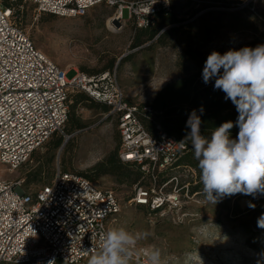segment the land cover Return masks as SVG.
Wrapping results in <instances>:
<instances>
[{
	"label": "built area",
	"instance_id": "built-area-1",
	"mask_svg": "<svg viewBox=\"0 0 264 264\" xmlns=\"http://www.w3.org/2000/svg\"><path fill=\"white\" fill-rule=\"evenodd\" d=\"M4 1L30 3L38 14L59 18L84 17L89 9L105 4L113 9L106 24L118 28L148 26L158 8H169V1L0 0V164L18 169L54 132L61 131L69 113L67 92L79 88L109 107L119 135L118 159L132 163L150 179L133 186L127 203L159 215L181 211L184 202L198 195L191 188L200 180L194 168L174 165L186 145L159 125L153 134L144 128L138 106L123 95L115 73L68 79L64 69L33 45L18 25L21 17L3 7ZM252 2L243 0L237 8L254 11ZM113 192L78 173L60 170L31 191L22 190L20 181L0 179V264L57 260L77 264L89 259L102 246L100 235L121 210Z\"/></svg>",
	"mask_w": 264,
	"mask_h": 264
},
{
	"label": "rangeland",
	"instance_id": "rangeland-1",
	"mask_svg": "<svg viewBox=\"0 0 264 264\" xmlns=\"http://www.w3.org/2000/svg\"><path fill=\"white\" fill-rule=\"evenodd\" d=\"M169 4L173 14L182 19L180 25L192 23V41L204 56L214 50L226 52L248 46L254 42L260 27L258 20H264V0H253L254 11L224 10L209 0H169ZM201 5L207 7L200 9ZM21 6V28L37 49L66 71L68 79L81 74L113 72L117 86L133 104L151 103L165 85L200 68L194 62L185 66L178 62L182 47L176 38L168 39V45L163 47L145 49L146 44L131 49L132 25L108 27L106 21L113 9L106 5L77 18L38 14L30 3ZM126 17L124 10L123 18ZM110 65H113L111 70L103 71ZM76 115L83 129L70 134L61 131L64 147L56 151L42 147L15 170L0 164V179L20 181L22 190L31 191L57 170L86 172L117 150L119 135L112 115L82 105L76 108ZM132 171V167L123 169L126 175L132 176ZM149 181L148 176L142 179V183ZM92 182L99 188L114 191L120 201L121 210L108 223V229L126 227L130 231L150 233L138 245L131 264H147L143 249L151 246L162 249L165 264H264V228L257 226L258 218L264 214V195L254 198L235 194L211 204L202 195L200 181L198 195L184 202L181 211L159 215L127 203L133 193L131 177L126 181L104 175ZM249 203L255 204V208H250ZM181 213L185 215L180 216ZM88 260L77 264H88Z\"/></svg>",
	"mask_w": 264,
	"mask_h": 264
},
{
	"label": "clouds",
	"instance_id": "clouds-1",
	"mask_svg": "<svg viewBox=\"0 0 264 264\" xmlns=\"http://www.w3.org/2000/svg\"><path fill=\"white\" fill-rule=\"evenodd\" d=\"M202 80L205 84L214 80V89L222 91L238 112L235 122H223L207 136L201 133L203 106L188 115L186 128L190 131L181 143L191 144L205 201L216 204L235 194L264 195V44L223 54L212 51L204 63ZM234 124L239 128L236 138L230 131ZM249 207L255 208V204L249 203ZM257 226L264 228V214ZM149 235L126 227L107 229L99 237L102 246L88 264H131L138 245ZM143 254L147 264H165L159 247L143 249Z\"/></svg>",
	"mask_w": 264,
	"mask_h": 264
},
{
	"label": "trees",
	"instance_id": "trees-1",
	"mask_svg": "<svg viewBox=\"0 0 264 264\" xmlns=\"http://www.w3.org/2000/svg\"><path fill=\"white\" fill-rule=\"evenodd\" d=\"M135 1L143 2L146 0ZM209 1L219 5L220 8L224 10H233L229 8H245L251 11L248 7L237 8V4H240L243 0ZM22 4L23 3H21L20 1L12 3L10 1H4L3 7L13 9V12H17L19 16L23 18V10H20L18 7ZM101 5L105 4H100L98 6ZM96 7L97 6L93 8ZM206 7L207 6L201 5L200 9H204ZM91 9H89L88 12ZM172 10L173 7H170V4L168 9L158 8L154 12L152 23H150L148 26L139 28L132 25L133 35L131 38L130 48L136 49L146 44L148 45L144 47L145 49H152L156 46L163 47L168 45V39L171 40V38H176L180 42L182 47L178 52V62L182 63L183 66H185L189 62H194L197 63V65H200L198 71L188 73L180 79L175 80L173 83L167 86L165 85V87L156 94L151 103L145 105H137L139 108L138 118L143 124L144 128L148 130L150 134H153L155 132L156 125H159L168 135L176 138L181 142L184 139L186 133L190 131V129L186 128V121L188 119V115L193 109L198 110L201 106H203L204 108V112L201 115V133L205 136L210 135L211 131L214 128L219 127L223 122H235L238 117V112L230 100H225V94L222 91L214 89V80L209 82L208 84H205L203 82L202 70L207 56H204L198 51L197 48H195V43L192 41V23L180 25L182 19H179L175 14H173ZM42 14L55 16L49 13ZM19 21L18 25L20 26ZM258 23L260 27L256 32V37L253 40L254 42H251L248 45L249 47L254 48L259 44H264V20H258ZM215 51H218L221 54L225 53L220 50ZM121 61L122 59L119 61V63ZM112 66L113 65H110L109 68L103 69V71L111 70L113 68ZM103 73L113 72L107 71L96 75L87 76H98ZM67 105L69 113L67 116V120L61 129L62 132L64 131L67 134L83 129V123L81 119L76 115V108L79 105H82L88 109H98L103 113H107L109 111V107L107 105L94 100L85 91L75 87L70 88L67 92ZM145 108H148V110H146ZM198 114L200 113L198 112ZM61 131L54 132L40 148L47 147L51 151H56L64 147L65 143L63 139V133ZM230 131L232 138H236L239 128L234 124V127ZM184 144L186 145V149L180 154L174 165L189 166L194 168L198 173V179H200V170L197 167L198 161L194 159L191 144L190 142ZM117 150L113 153H110L103 162L96 164L86 172H81L78 174L85 176V178L91 182L101 176L110 175L115 176L118 179L125 178L126 181H128L131 177V183L133 184V186L136 183L142 184V179L145 178L144 173L141 172L138 167L132 165V163L129 164L121 162L117 157ZM35 151L33 153H35ZM33 153L31 154V156L33 155ZM126 167L133 168L132 176L131 174L126 175L123 172V169ZM52 176L53 174L47 175L46 180L43 184H45ZM198 188L199 184L193 186L191 192H197ZM55 264L66 263L61 260H57Z\"/></svg>",
	"mask_w": 264,
	"mask_h": 264
},
{
	"label": "bare ground",
	"instance_id": "bare-ground-1",
	"mask_svg": "<svg viewBox=\"0 0 264 264\" xmlns=\"http://www.w3.org/2000/svg\"><path fill=\"white\" fill-rule=\"evenodd\" d=\"M106 25H107L108 27L110 26V24H109V23H107Z\"/></svg>",
	"mask_w": 264,
	"mask_h": 264
}]
</instances>
